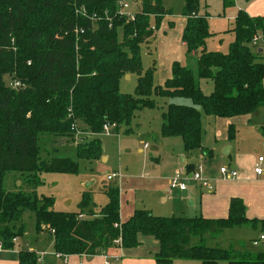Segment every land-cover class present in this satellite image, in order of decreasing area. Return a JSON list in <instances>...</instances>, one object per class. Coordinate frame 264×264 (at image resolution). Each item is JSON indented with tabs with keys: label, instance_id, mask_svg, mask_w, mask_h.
Returning <instances> with one entry per match:
<instances>
[{
	"label": "trees",
	"instance_id": "16d2710c",
	"mask_svg": "<svg viewBox=\"0 0 264 264\" xmlns=\"http://www.w3.org/2000/svg\"><path fill=\"white\" fill-rule=\"evenodd\" d=\"M200 4L201 0H185L182 41L187 55L197 54V78L212 80L210 94L201 90L194 71L179 62L173 64L172 76L157 86L154 67L143 68L141 45L150 41L158 24L171 13L161 0H141L133 19L119 13L118 0H0L2 250H14V240L24 235V226L13 229L11 225L30 210L36 216L37 232L47 230L55 253L65 256H94L113 248L120 237L122 248H135L142 244L141 236H149L159 242L158 264L178 259L264 264L262 251L208 245L235 227H251L264 236V219L250 218L238 197L231 199L225 217L158 216L139 209L121 221L119 188L103 190L109 202L98 211L90 209V191L82 194L78 211H57L51 196L8 191L3 185L9 172L30 175L26 184L34 189L41 183L38 172L77 174L79 164L71 158L41 159L40 136L49 133L68 139L80 131L97 136L105 125L117 133L131 125L138 111L156 108L154 96L192 100V105H167L161 135L180 137L185 151L200 150L212 157L213 151L202 144L203 113L233 118L264 107V15L251 16L239 9L229 30L235 40L228 52L209 51L207 40L214 33L209 15H198ZM223 6L224 10L234 7L236 0H223ZM152 18L157 26L151 24ZM255 36L261 38L256 45L252 43ZM127 74L138 77L134 95L120 92L119 81ZM14 82L21 86L14 87ZM236 132L230 125L229 138ZM78 154L99 159L101 139L79 143ZM117 223L121 229L115 227ZM39 260L35 251H19V264H39Z\"/></svg>",
	"mask_w": 264,
	"mask_h": 264
},
{
	"label": "rangeland",
	"instance_id": "374dc122",
	"mask_svg": "<svg viewBox=\"0 0 264 264\" xmlns=\"http://www.w3.org/2000/svg\"><path fill=\"white\" fill-rule=\"evenodd\" d=\"M122 1L129 4L128 12L135 13L141 6V0ZM161 1L171 13L164 16L158 26L156 25V20L154 18L151 19V24L156 25L157 28L150 41L141 45L143 68L147 70L154 67L153 81L154 85L157 86L162 85L172 76L173 64L179 62L194 71L196 81L199 82L201 90L205 94H210L213 91L212 80H199L197 78V54L196 56L194 54L187 55L186 48L181 44L183 35L181 31L184 30L183 27L185 28V21L187 22V17L182 13L185 0ZM237 2L245 7L248 5L247 0H237ZM235 8L234 6L224 10L223 0H201L198 15L212 16L208 18V22L210 31L214 33L212 36L214 38L208 40L209 51L228 52L230 44L235 40V35L229 32L231 29L229 26L234 23L233 20H229V17L235 15ZM127 75H124L119 81L120 92L134 95L138 77L136 74ZM9 80L8 78L7 81ZM154 99L158 102L157 107L138 111L131 125L128 126L131 128L129 133L125 131L128 127L123 126L117 133L103 131L97 136L84 135L81 131L73 137L60 140L49 133L41 135L39 140V155L41 159H51L53 157L71 158L79 164L78 173L38 172V178L41 183L34 189L26 184L30 179V175L9 172L4 179V187L8 191L21 189L28 193L35 191L38 196H51L54 198V208L57 211H78V205L85 191H90V209L98 211L101 206L109 202V197L103 190L114 187L119 188L120 191L121 219H124V221L130 217L134 209L150 210L151 208L149 207L153 205H159L161 208L165 207L171 213L157 214L165 212L161 208L160 210L155 208L153 214L158 216H200L201 212L198 208H188L192 213H196L194 215L183 214V211L177 212L180 213L179 215L172 214L170 209L174 205L169 201L165 202V196L161 197L162 194H159L158 191V180H161L163 174H168V171L171 170V158L173 156L177 157L179 169H182L181 157L187 154L180 137L171 138L161 135L163 113L171 101L178 100L192 105V100L188 98L168 99L155 96ZM199 109L203 113L202 108L199 107ZM263 110L264 107L258 109V135L254 137L253 143L245 142L243 145V147H249L248 153L244 154L249 160L252 157L258 158L261 153H264L262 146L264 141V130L262 129V124L264 123ZM229 125L233 124L227 118H218L203 113L202 144L209 150H213L215 147V154L224 156L223 163L226 166L231 159L224 155V150L227 146L224 145L225 142L223 140L225 138L229 140ZM224 133L225 136L222 137ZM95 137L100 138L102 141V156L99 159L79 156L78 144L86 143ZM62 140H65V142L61 143ZM187 157L191 167L198 171L201 151L188 152ZM151 170H153V173L150 175ZM115 172L123 175L121 183L108 180V176ZM183 173L185 172L183 171ZM154 177L156 181L152 180ZM162 193H164L163 195L167 194V189ZM188 205L189 202L186 203V206ZM85 211H88V209ZM21 224L24 226V235L17 238L14 248V250H18V263L15 255L10 253L13 250L0 251V264H19V251L22 249L35 251L39 255V264H54L51 263L53 260L59 262L54 257L56 253L54 252L50 233L47 230L37 232L35 213L30 210L25 211L18 221L12 223L11 228L18 229ZM259 235V232L254 231L251 227H235L225 230L216 240L208 241V245H217L225 249L235 248L256 251L263 246H253L251 239ZM142 239L144 243L139 249L142 253H154L159 249V242L155 238L143 236ZM42 253H45L43 257L40 256ZM173 264L203 263L198 260L178 259ZM218 264L225 263L220 262Z\"/></svg>",
	"mask_w": 264,
	"mask_h": 264
},
{
	"label": "crops",
	"instance_id": "0c3cea01",
	"mask_svg": "<svg viewBox=\"0 0 264 264\" xmlns=\"http://www.w3.org/2000/svg\"><path fill=\"white\" fill-rule=\"evenodd\" d=\"M247 4L248 5L245 7L244 5L239 4L236 0L235 15L230 16L229 20H233L234 22L239 9L241 8L246 10V12L251 16H263L264 15V0H251V1H248ZM211 17L212 16L210 15L208 18H211ZM185 24H186V21H185ZM232 27L233 25L229 26V28H232ZM182 32L183 30L181 31V34ZM212 38L214 37H211L209 39H212ZM208 40H207V44H208ZM181 44L183 47H185L182 40H181ZM194 56H196V54H194ZM173 102L190 104L187 102H180L178 100H174ZM257 115H258V110H256L252 114L237 116L233 118H227L231 121L233 125L236 126V129H237V132L234 138H231V139L229 138V140L225 138L223 140L225 142L224 145L227 146L225 147L224 155L228 156L229 159H231V161L228 163L227 166L224 165L223 163L224 156L215 154V147L212 150L213 151L212 157L204 156L203 153L201 152V157H200L198 168H201L202 175L213 183L214 185L213 191H209L200 182L195 181V180H190L188 182L189 186L187 190L170 191V189H168L169 180L174 175L175 171L179 168L178 163H177V160H178L177 157L173 156L171 158L170 160L171 170L168 171V174H163V178H161V180H158V183H159L158 191H159V194L163 195L164 193L162 192L165 189H167V194L163 196L161 195V197L165 196L164 201L165 202L169 201L174 205L173 208L170 209L171 210L170 212H172V214L179 215L180 213H177V212L183 211V214L187 213L189 215L191 214L194 215L196 213H192L190 210H188V208H198L199 211L201 212V215H203L204 217H207V218L225 217L228 214V208H229L231 199L234 197H238L244 201L246 205L247 215L250 218L264 219V173L261 175H258L255 172V166L258 162V159L259 157H264V153L263 154L261 153L258 156V158L252 157L249 160L247 156L244 155L248 153L249 147L248 146L243 147L245 142L253 143L254 137L258 135L257 134V127H258ZM262 125H263L262 129L264 130V123ZM87 135H90V134H87ZM224 136H225V133L222 137ZM262 146L264 148V141L262 143ZM187 154L181 157V158H184V162H181V161L180 162L182 164V169H184L186 174L190 176L191 173H193L197 169L195 170L193 168L190 170L188 169V165L190 164L187 160L188 158ZM221 167H227L231 170H236L238 174L236 177H233V178H225L220 173ZM262 167L264 168V162L262 163ZM152 173H153V170L150 171V175ZM152 180H155V177L152 178ZM187 202H189L188 206H186ZM149 208H151L150 211L153 213L155 208L160 210L161 207L159 205H153ZM135 210L137 209H134L131 215L134 213ZM161 210H163V212L165 213H157V214H171L168 212L169 209H166L165 207H162ZM194 216H197V215H194ZM121 221H124V219H121ZM252 229L254 231L259 232V230H256L254 228ZM142 237L143 236L140 237L142 244L139 245L138 247L130 248V249H124V248L109 249L108 251L109 254L120 257L119 259H112L110 264H158L155 261V254L157 253L159 249H157V251H155L154 253H148V254H144L141 251H139V249L142 247L144 243ZM251 240L253 242L252 243L253 246L258 247L262 245L263 247H260L261 249L256 250V251L250 250V249H244L243 251H251V252L262 251L264 252V241L260 240V235L258 237H253V239ZM52 244H53V241H52ZM230 249H235V248H230ZM236 250H241V249H236ZM0 251L3 252L5 250H0ZM10 253L15 255L17 259V263H18V250L16 249ZM54 257L59 260V262H57L56 260L51 261V263H54V264H60V263L61 264H105V260L101 256L100 253L94 256L69 255V256H66L68 258L67 263L64 262V258H57L56 256Z\"/></svg>",
	"mask_w": 264,
	"mask_h": 264
},
{
	"label": "built area",
	"instance_id": "2783aa9c",
	"mask_svg": "<svg viewBox=\"0 0 264 264\" xmlns=\"http://www.w3.org/2000/svg\"><path fill=\"white\" fill-rule=\"evenodd\" d=\"M118 9H119V13L122 15L127 16L129 19H133L134 17V13L132 12H128V8H129V4L127 2H124L122 0H118ZM261 40L260 36H255L252 43L254 45L258 44L259 41ZM21 86V82H14V87H20ZM110 126L109 125H105L104 126V131L110 133ZM147 147V145H145ZM264 162V157H259L258 162L255 166V172L258 175H261L264 173V168L262 167V163ZM184 169H177L174 173V175L171 177L170 182H169V189L170 191H176V190H180V191H184L188 189V182L190 180H195L200 182L203 186H205L209 191H213L214 190V185L213 183L205 178L202 173H201V168H199L198 171H195L193 173H191L190 176H188L185 173H183ZM220 173L223 177L225 178H233L237 176V171L236 170H231L227 167H221L220 168ZM123 179V175L119 172H115L111 175L108 176V180L109 181H117L120 182ZM115 227L120 228L122 227L121 223H117L115 225ZM260 240L264 241V236L262 235L260 237ZM16 241V240H14ZM256 243V242H255ZM122 238H118L115 241V246L113 248H122ZM111 249V248H110ZM0 250H2V243L0 242ZM109 249H105L102 250L100 252L101 256L104 258L105 260V264H110L112 259H119V256H113L111 254L108 253ZM45 255V253H42L40 256L43 257ZM55 256L57 258H64V262L67 263L68 262V258L65 255H61V254H55Z\"/></svg>",
	"mask_w": 264,
	"mask_h": 264
},
{
	"label": "water",
	"instance_id": "95a60500",
	"mask_svg": "<svg viewBox=\"0 0 264 264\" xmlns=\"http://www.w3.org/2000/svg\"><path fill=\"white\" fill-rule=\"evenodd\" d=\"M260 51H262V49H261ZM127 76L129 77V75H127ZM62 142L64 143L65 140H62L61 143H62ZM181 162H184V158L181 159Z\"/></svg>",
	"mask_w": 264,
	"mask_h": 264
}]
</instances>
